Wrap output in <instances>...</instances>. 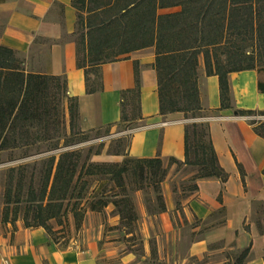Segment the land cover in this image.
Returning a JSON list of instances; mask_svg holds the SVG:
<instances>
[{
    "label": "trees",
    "instance_id": "trees-1",
    "mask_svg": "<svg viewBox=\"0 0 264 264\" xmlns=\"http://www.w3.org/2000/svg\"><path fill=\"white\" fill-rule=\"evenodd\" d=\"M71 6L76 19L69 38L75 45L77 69L83 71L86 94L102 90L103 65L152 47L159 115L179 113L187 121L201 120L184 125L183 162L170 157L167 167L157 156L141 160L127 157L128 141L125 155L119 144L111 153L124 156L120 164L90 162L91 155L100 154L99 149L92 154L66 150L48 157L38 188L31 178L26 181L27 171L18 173L17 187L13 193L7 190L6 203L14 196L18 203L25 198L28 207L22 224L28 229H44L54 244L46 222L60 219L67 210L65 203L71 200L70 209L76 214L75 208L89 195L88 208L100 212L111 205L129 235L138 222L136 207L126 189L129 176L133 179L130 191L151 189L154 193L156 208L147 206L146 210L155 216L166 211L161 183L171 165L195 169L193 192L199 180L215 178L224 184L228 175L217 161L208 124L202 120L205 113L197 88L199 60L205 76L218 78V111L232 109L228 74L252 70L264 74V0H71ZM170 9L178 11L161 13ZM246 39L253 40L249 54ZM23 64L24 59L16 51L0 46V152L50 142L65 111L71 126L78 121L77 98L66 95L65 79L26 72ZM133 64L135 87L122 94L120 119L115 126L141 120L139 65ZM257 88L264 93V83L258 82ZM235 116L244 117L251 130L264 140V121L256 119L264 117V111L239 109ZM236 168L244 187L245 174L237 163ZM16 216L8 220L6 215L3 222L14 226ZM258 231L264 236L259 224ZM248 252L245 248L241 258Z\"/></svg>",
    "mask_w": 264,
    "mask_h": 264
},
{
    "label": "crops",
    "instance_id": "crops-1",
    "mask_svg": "<svg viewBox=\"0 0 264 264\" xmlns=\"http://www.w3.org/2000/svg\"><path fill=\"white\" fill-rule=\"evenodd\" d=\"M75 19L71 0H0V46L16 51L24 59L26 72L65 79L66 95L77 98L80 132L119 123L122 94L135 87L133 62H136L139 65L141 120L139 128L130 134L127 157L141 160L157 156L164 167L170 157L183 162V127L188 121L179 113L159 115L157 81L151 68L154 49L137 50L119 61L103 65L102 90L86 94L83 71L77 69L75 45L69 38ZM199 62L197 88L199 104L205 113L202 120L208 124L217 161L228 177L224 184L215 178L199 180L195 183L196 191L181 199V213L185 218L205 220L217 210L224 215L223 223L204 231L189 244L188 251L190 255H200L207 245L235 242L239 247L247 245L250 264H264V236L259 233L255 219V203L264 204V140L251 130L244 117L235 116L239 109L264 111V93L257 88L258 82L264 83V74L256 70L228 74L232 109L218 111V78L205 76L203 63ZM116 158L104 161L122 160V157ZM236 163L245 174L244 187ZM172 168H168L167 179L161 183L166 211L158 214L167 235L176 230L171 216L180 214L174 203L172 180L168 181ZM260 225L264 226V219ZM4 226L3 231L0 230V264L2 259L8 264H108L100 262L101 251L94 241H87L82 248L75 245L60 248L42 228L28 229L18 220L14 226ZM198 229L191 228L190 232ZM116 264L138 263L130 254Z\"/></svg>",
    "mask_w": 264,
    "mask_h": 264
},
{
    "label": "rangeland",
    "instance_id": "rangeland-1",
    "mask_svg": "<svg viewBox=\"0 0 264 264\" xmlns=\"http://www.w3.org/2000/svg\"><path fill=\"white\" fill-rule=\"evenodd\" d=\"M176 11L178 9H170L164 13ZM246 46V53L249 54L253 40L248 39ZM256 119L264 121V117H256ZM197 120L201 119L197 118ZM197 120L189 119L188 122H197ZM139 126V123H120L111 128L104 127L95 131L80 132L76 123L72 126L68 123V115L65 111L50 142L31 148L0 152V230L3 231L4 225L7 224L3 222L6 215L8 220H11L17 213L16 221L22 222L27 211L28 205L25 198L18 203L15 200L16 197L11 194V197H14L10 198V203H6L7 190L10 188L13 193L17 187L18 173L27 171L26 181L31 178L35 182V188H38L46 159L57 156L61 151L77 149L89 151L90 154L99 149L100 154L91 155L90 162L120 164L124 160V156L111 155V153L116 151L119 144L125 155L130 134ZM113 157H117L115 160L122 157V160L118 162L104 161ZM170 167L173 168L168 181L172 180L171 189L175 195L174 203L180 213L179 216L177 214L171 216L172 226L176 229L173 234H165L164 225L162 220H159L158 214L151 215L146 210L147 206L156 208L154 193L151 192V189L138 191L139 194L130 191L133 179L129 176L126 179V189L130 193L138 217V222L129 235L126 234L127 229L118 221L115 209L111 205L108 204L100 212L91 211L88 208V202L91 201L92 195H89L81 200L80 205L75 208L77 209L76 214L73 215V211L70 209L71 203L74 201L71 200L70 203H65L67 210L62 213L60 219L46 222L51 230V238L60 248L73 245L82 248L87 244V241H94L101 251L100 262L108 264H116L122 257L130 254L134 256V260L138 264H250L251 256L241 258V252L247 248V245L239 247L235 242H230V244L216 242L207 245L200 255H190L189 244L197 240L204 231L222 224L224 215L220 210H217L205 220H198L194 217L185 218L181 213L180 201L193 192L195 169L180 168L176 165ZM12 182L13 186L11 187ZM255 208V219L258 220L259 228L264 230V226L260 225V221L264 219V204L257 202ZM78 223H80L79 227ZM196 227L199 229L191 233L190 229Z\"/></svg>",
    "mask_w": 264,
    "mask_h": 264
},
{
    "label": "built area",
    "instance_id": "built-area-1",
    "mask_svg": "<svg viewBox=\"0 0 264 264\" xmlns=\"http://www.w3.org/2000/svg\"><path fill=\"white\" fill-rule=\"evenodd\" d=\"M1 264H8V262H7L6 259H2V260H1Z\"/></svg>",
    "mask_w": 264,
    "mask_h": 264
}]
</instances>
